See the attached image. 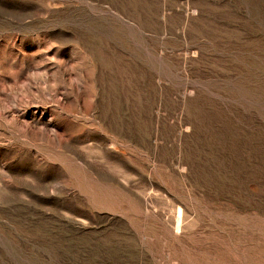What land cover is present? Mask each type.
<instances>
[{
  "label": "rangeland",
  "instance_id": "obj_1",
  "mask_svg": "<svg viewBox=\"0 0 264 264\" xmlns=\"http://www.w3.org/2000/svg\"><path fill=\"white\" fill-rule=\"evenodd\" d=\"M0 264H264V0H0Z\"/></svg>",
  "mask_w": 264,
  "mask_h": 264
}]
</instances>
